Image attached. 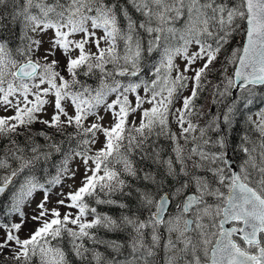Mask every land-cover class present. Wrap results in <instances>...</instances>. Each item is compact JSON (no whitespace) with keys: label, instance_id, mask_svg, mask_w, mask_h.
<instances>
[{"label":"snow or ice","instance_id":"obj_1","mask_svg":"<svg viewBox=\"0 0 264 264\" xmlns=\"http://www.w3.org/2000/svg\"><path fill=\"white\" fill-rule=\"evenodd\" d=\"M0 6L7 7L6 0H0ZM11 16L22 23L25 42L14 55L9 42L0 40V108L14 110V115L0 117V136L24 135L31 141L30 126L44 124L54 135L66 138L56 143L44 131L35 134L51 141L48 147L63 154L57 174L47 184L55 187L65 179H74L76 172L69 163L76 157L83 163L84 179L75 191L59 194L63 198L56 201L58 205L77 210L75 216L68 212L61 217L58 209L46 207L51 187L34 177L27 178L13 194L10 209L11 213H19L20 222H0V228L5 230L0 253L9 248L20 264H32L33 258H38L39 264H70L69 254L80 264H264V151L260 152L258 165L251 154L256 148L243 149L249 154L246 163L251 164L255 176L243 166L239 173L232 171L225 137L211 141L205 138L206 129L201 128L199 138L192 137L193 142L199 139L200 143H194L191 149L186 151L176 144L177 169L171 158L161 161L160 150L152 139L168 135L176 142L175 134L168 131V117L172 114L176 115L185 142H189L186 134L196 130V125L186 119L191 115L193 101L205 83H211L208 75L240 33L245 41L242 47L232 49L221 64L223 78L213 85V103L232 97L234 90L239 96L208 128L219 131L221 120L231 125L240 113L239 105L247 108L253 103L257 86H264V0H13ZM49 30V47L41 59H34L43 41L28 33L38 35ZM77 35L79 39H75ZM102 42L105 47H101ZM89 45L96 50L86 47ZM190 48L195 50L190 52ZM58 50L65 58L64 70L70 79L58 70L59 59L49 60ZM154 53H159L160 58L147 69L146 61ZM177 57L185 61L182 72L174 63ZM197 61H203L202 66L193 68ZM174 69L177 75L172 79ZM146 70L155 79L145 80ZM189 71L194 73L192 77L184 75ZM81 75L98 76V86L93 88L80 80ZM127 78H137L139 82L129 79L124 83ZM189 79L193 81L191 95L183 99L182 108L172 113L169 105L187 87ZM141 86L151 95L144 99L137 93L136 108H132L128 93H136ZM111 95L115 99L109 103ZM145 102L152 107L143 110L139 127L134 122L129 126L130 112ZM47 104L53 111L49 119H43ZM101 107L112 117L109 127L100 123L104 120L99 113ZM89 117L96 119L86 126ZM68 128L74 131L69 133ZM258 129L264 136V122ZM97 133L103 135L104 141L94 155H89V146L98 143ZM10 142L15 148L9 149L8 155L23 162L0 178V193H5L24 169L35 168L41 159L47 161L51 156V152L40 151V145L33 141V156L24 159L17 155L24 149L15 139ZM64 143L69 144L67 149ZM209 144L216 150H209ZM260 148L264 149V141ZM133 155L142 162L163 163L166 173L144 171L134 165ZM8 166L6 159H0V168ZM125 174L147 182L144 191L136 189L140 215L113 218L98 213L86 198L95 199L96 204L128 207L110 198L116 193L131 194L125 192L130 188L122 178ZM169 177L178 186L164 191V181ZM37 189L44 191L37 204L38 212L32 216L39 226L28 238L20 239L16 233L27 222L21 205ZM174 198L179 203L172 212L169 209ZM89 215L93 217L90 221L86 219ZM94 228L127 232V240L101 239L91 231ZM65 237L70 246L67 252L61 245ZM12 242L17 247L13 248ZM101 245L108 255L98 250Z\"/></svg>","mask_w":264,"mask_h":264},{"label":"rangeland","instance_id":"obj_2","mask_svg":"<svg viewBox=\"0 0 264 264\" xmlns=\"http://www.w3.org/2000/svg\"><path fill=\"white\" fill-rule=\"evenodd\" d=\"M16 2L22 3L23 0H16ZM31 34H32L33 39H40L43 41L41 49L34 56V59H41L43 54H44V49L49 47V40L52 36V30L47 31L46 33H40L38 35L33 34V33H31ZM97 35H102V32H98ZM79 38H80L79 35H77L75 37V39H79ZM239 38H243V33L236 34L234 36V38L231 41L230 46L228 48H226L224 50L223 54L221 55L220 60L216 64L214 71L207 77L208 81H210L211 83H205V85H204L208 89V92L206 94V99L204 101L203 106L201 108L194 106L195 102L193 101V107L191 109V115H188L186 119L190 120L194 125H196V130L194 132H190V133L186 134L189 138V142H185L183 136L181 135V128L177 124L176 115H172V114H170L168 117V131L170 133L175 134V136L177 138L176 142H174L172 139H170L168 135L160 136L158 138L160 140V142H157V143H156L157 139L155 140V136L152 137V139L155 141V146L160 150L161 161H166L169 158H171L174 162L175 167L178 169L179 165L175 163L176 153L174 151L176 144L178 143L186 151L188 149H191L194 146V143H200L199 139H197L195 142H193L192 137L199 138L201 128L206 129V137L205 138H209L211 141H216L219 137L223 136L222 133H224V132H226L227 136L229 135V133H231L230 128H231L232 124L231 125H225L222 122V120L220 122V130L219 131L209 129L208 124L215 117H217V116L222 117V114L226 111V106L231 102V100L233 98L239 96V92L237 91L236 94L233 93L232 97L225 98L222 103H219V102L213 103L214 91H215L213 88V85L218 84L220 82V80L223 78L221 76V64L225 63L226 58L230 54L232 49L242 47V43L240 41L238 43H236L237 40H240ZM86 47H92V46L89 45ZM101 47H105V44L103 42L101 43ZM95 50H96L95 47H92V51L94 52ZM194 50H195L194 48L189 49L190 52L194 51ZM157 54H158V57L156 58L154 63H156L160 58L159 53H157ZM52 59H59L61 61L58 70L61 72L62 75L65 76L66 79H70L71 77H69L68 74L66 73V71L64 70L65 69V63H66L65 58L61 56V53L59 50L57 51V53L54 57L53 56L49 57V60H52ZM174 63L178 66L179 70L182 72L184 69V66H185V61L183 60V58L177 57L175 59ZM202 64H203V61H197L196 64H194L192 67L193 68H199L202 66ZM228 67H229V71H232V66L229 65ZM151 68H152V66L147 65V69H151ZM148 73L149 72L146 70V73L143 77L144 79L147 78ZM176 75H177V70L174 69L171 73V78L174 79L176 77ZM184 75H186L188 77H192L194 75V73L189 71L187 73H184ZM129 79H131L133 82H139L137 80V78H127V79H124V83H127ZM152 79H155V77L152 76ZM152 79H150L149 81H151ZM192 88H193V81L191 79H189L187 82V87L181 89L178 93L177 98H175L174 102L171 105H169V108L171 109L172 113H175L176 109L182 108L183 99L185 97H188L191 95ZM137 93L140 95V97H142L144 99H147V97L151 95V93H148V94L145 93L143 86H141L139 89H137L136 93H128V98L131 101L132 108H136V94ZM164 95H167V93L165 92ZM199 97H200V95H198V98ZM46 99L51 100L52 97H46ZM113 99H115V95L109 96L108 102L110 103ZM44 107H45V110L47 112V115H43L42 118L43 119H49L51 116V113L53 111L52 105L47 104ZM151 107H152L151 104L145 102L136 111L130 112V115L128 117V125L131 126L132 123L134 122L135 125L137 127H139L143 110L144 109H150ZM259 107H263V109H261V110L257 109ZM239 108H240V113H238L236 115V117L240 118V120H238V124L240 125L238 132L231 133L232 137H227V136L225 137L224 136L226 139V144H227V152L230 153L231 159L233 160L234 164L237 166L238 172H240L241 166H243V167L247 168L248 171L253 174V176H255V171L252 169L251 164L246 163V161H249V154L244 152L243 149L245 147H247L251 150L253 147H255L256 151L252 152L251 154L255 158V162L258 165L260 164V162H261L260 152L264 151V149L260 148V144L262 141H264V136L261 135V133L258 129V125H260L262 122H264V115H262V113H264V86H257L256 96L253 98V103L251 105H249L247 108H244L243 105L240 104ZM254 109H256V110H254ZM68 111H69L70 115L73 114V110L70 106L68 107ZM99 113H100V115L104 116V120L100 121V123H102L105 127H109L113 123L111 115L106 114L104 112L103 107H101L99 109ZM247 113H248V115H247ZM242 114H244V117ZM12 115H14V110L4 111L3 108H0V117L12 116ZM235 118H234V120H235ZM95 119H96L95 117H89V119L87 121H85L86 126H88L92 122H94ZM234 120H233V122H234ZM246 120H249L253 124L254 127H250L248 121H246ZM185 127H187V123H185ZM46 129H47V127L44 124L36 122V123H34V126L31 127V132L32 133L33 132L38 133L40 131H45ZM67 130L72 131L73 128H68ZM245 137H247V140H245ZM33 140L35 143H43L44 148L41 149L40 151H42V152H53V150L48 147V143L45 141L43 136L35 135ZM97 140H98V143H96L94 146H89L91 148V151H89V153H88L89 155H94L95 152L102 146V143L104 141V137L101 133H97ZM28 145H30V143H28ZM207 148L209 150H212V151L216 150V148L212 144H209L207 146ZM7 158L11 162L14 161V159H16L14 156H9ZM1 159H3V157H1ZM131 159H132V157H131ZM42 161H44V160L41 159L39 162H42ZM144 162H147L148 164H150L149 165L150 167L147 166L146 168H144V171L149 169V168H153L154 166H157L155 174L157 172L166 173V170H167L166 165H164L163 163L156 164V163H153L151 160L144 161ZM9 164L10 163L8 162V165ZM60 166L61 165H59V167ZM69 167L73 171L76 172L74 179H65L62 182V184L56 185L55 187H51L49 185V187H51V191L49 193V203L46 205V207L48 209H52V208L58 209L59 212L61 213V217H63V215L65 213H68V212H71L73 214V216H75L77 210L73 209V208H67V207L58 205L56 203V201L58 199L63 198L59 194L60 193L67 194L68 192L75 191L76 189H78L79 187L82 186V181L84 179V166H83V163L79 157L74 158L69 163ZM3 169H5V168H0V171L2 172ZM8 170H10V169H7V171ZM25 174H29V172H25ZM56 174H57V171H55V173L53 174V177ZM90 174L91 173H89V175ZM126 176L127 175L125 174L122 178L125 179ZM169 179H170L169 183L170 182H172V183L168 184L167 181H164V185L167 186L164 188L170 189L174 185L178 186V185H176V182L173 178L169 177ZM0 183H2V180L0 181ZM22 183H24V181ZM22 183L13 185L10 188V190L8 191V193L6 194L5 199L3 200V202L0 205V222L2 219L6 220L5 222H3L4 224H9V225L13 224V223H19L20 222L19 213H11L10 209H11V205H12L13 194L16 193L17 191H19L20 185ZM43 196H44V191L37 189L32 194V196L28 197L25 200L24 204L21 205V211L25 214L27 222L24 224V226L21 228V230L18 233H16L20 239L28 238L30 236V234L39 226L36 221L32 220V216L37 214V212H38L37 204L40 203V201L43 199ZM176 203H179V199L174 198V201H173L172 206H171L169 211H172V212L175 211V204ZM92 218L93 217L91 215L86 217V219L89 221ZM68 227L74 228L75 226L69 224ZM93 232L96 233V235L101 239L118 240V241H122V242L127 240V232H107L102 228L96 229ZM4 239H5V230L3 228H0V241H3ZM53 243H55V241ZM86 243L88 244L89 247L93 246V245H91L90 242H86ZM61 245H62V247L65 248V250L67 252L68 248L70 246L67 244V238L66 237L61 242ZM12 247L13 248L17 247V246H15L14 242H12ZM98 250L101 251L102 253H104L105 255L109 254V252L106 251L105 247L102 245L98 246ZM161 255H163L162 252H161ZM0 258L2 260V262H0V264L4 263L5 261L11 262V263L16 262V260L13 259V253L9 248H5L2 250V253H0ZM68 259L70 261V264L80 263L79 260L77 258H75L74 256H72L71 254H69ZM34 264H39L38 258H36V263H34Z\"/></svg>","mask_w":264,"mask_h":264},{"label":"trees","instance_id":"obj_3","mask_svg":"<svg viewBox=\"0 0 264 264\" xmlns=\"http://www.w3.org/2000/svg\"><path fill=\"white\" fill-rule=\"evenodd\" d=\"M121 2L123 3V0H121ZM7 3V8L4 6H0V40H6L9 42V47H11L13 49V54L15 55V49L18 47L22 46V43H24L25 41H22V36H23V25L22 23H18L17 21H14L12 19L11 13L13 12V0H6ZM18 3V2H17ZM131 11V9H129ZM133 18H136L135 13H133ZM122 19V18H121ZM29 36H32V34L29 32L28 33ZM240 40H237L236 43H238L239 41L243 44L244 41V35L243 38H239ZM158 57L157 53L153 54V57L146 61L148 66H152L156 60V58ZM211 74V73H210ZM209 74V75H210ZM208 75V76H209ZM152 73L149 72L147 74V78H145V80H150L152 79ZM80 80L88 83L89 85H91L93 88L98 86V82H99V77L98 76H91V77H85V76H80L79 77ZM208 92V89L206 88V86H204V90L200 91L198 95H200V97L194 100L195 104L194 106L197 107H202L204 104V101L206 99V94ZM237 93V92H236ZM235 93V94H236ZM259 110L263 109V107H259L257 108ZM256 110V109H254ZM252 111V110H251ZM250 111V112H251ZM249 112V113H250ZM244 117V114H242ZM248 115V113H247ZM238 120H240L239 117H236L234 122L231 125V133L233 132H238L240 125L238 124ZM249 123L250 127H254L253 124L249 121L246 120ZM33 125H31V127H33ZM21 131H23V129H21ZM68 131V130H67ZM74 129L72 131H68L69 133L73 132ZM44 132H46L48 135L52 136V139L56 142V143H61L62 141H64L66 138L64 136H61L59 134L54 135L53 131L49 128H47ZM37 132H30V135H32V140H28L26 138V136L21 135L19 137H16L15 135L8 137V136H0V159L1 157H3V159H6L7 162H9V166L5 169H3V171H0V178H3L4 176H7L11 173V171H13L14 169H18L21 164H22V160L20 159H14V161H9L7 157H9L10 155H8V150L9 149H14L15 145H13L10 141L12 139H15L17 141V143L20 145L21 148L24 149V152L22 154L18 153L17 155H22L24 159H30L31 156L33 155V153L31 152L30 148H31V144L34 141L33 138L35 136ZM231 133H229V135H226V132L222 133L223 136H227V137H232ZM157 139V140H156ZM156 143L160 142V140L155 137ZM48 144L51 143V141H46ZM28 143H30V145H28ZM38 145H40V150L44 148L43 143H36ZM71 146H75V142L72 143ZM69 147L68 143H64L63 144V148L67 149ZM132 160L134 162L135 166H138L139 168L143 169L146 168L147 166H149L150 164H148L147 162H142L140 160V158L136 155L132 156ZM63 161V154L62 153H57L53 150V152H51V156L47 161H42V162H38L36 163L35 168H31V169H24L23 172L19 173V175L15 178H13V183L10 185L8 191L10 190V188L15 185V184H20L23 181L25 182V180L27 178H31L34 177L39 183L44 184L45 187H49V185L47 184V181L50 180L53 177V174L55 173V171H57L59 165L62 164ZM120 167V166H117ZM150 167V166H149ZM156 167L154 166L153 168H149L145 171H150L153 174H155L156 172ZM7 169H10L7 171ZM25 172H29V174H25ZM141 175H143V172H141ZM128 181V184L130 185V188H126L125 192H131L130 195H122L120 193H116L113 194L110 198L113 200H116L118 203H124L126 204L128 207L127 208H119L117 205H110V204H96L95 203V199L93 198H86L88 203L92 206V207H96L97 212L100 214H105V215H109L112 216L113 218H119L121 215L123 214H128L131 215L133 213L140 215L139 212H137V209L140 207L139 202L137 200V193H136V189H140L141 191H144V184H146V181H142V180H134L131 177L126 176L125 178ZM2 179H0L1 181ZM170 179L167 180V183L170 184L172 182H170ZM164 187H167L166 185H164ZM42 190V189H40ZM164 191L169 190V188H164ZM8 191L6 192V194L8 193ZM6 194L0 199V205L3 202V200L5 199ZM102 198H108V197H103ZM146 215V214H145ZM143 218V216L141 217ZM5 219H2L1 222H5ZM97 228L92 229L91 231H95ZM0 262H2L1 258H0ZM36 263V258H33L32 264ZM2 264H20L19 261L16 262H7L5 261ZM80 264V263H78Z\"/></svg>","mask_w":264,"mask_h":264},{"label":"water","instance_id":"obj_4","mask_svg":"<svg viewBox=\"0 0 264 264\" xmlns=\"http://www.w3.org/2000/svg\"><path fill=\"white\" fill-rule=\"evenodd\" d=\"M244 41H245V37H244ZM234 93L235 92H237L236 90H234L233 91ZM228 153V158H229V160H230V168H231V170L232 171H236V172H238L237 171V169H236V167H235V165H234V163H233V160L231 159V156H230V153L229 152H227ZM239 173V172H238ZM9 187H10V185H9ZM9 187H8V189H9ZM8 189H6V191H5V193H0V199L6 194V192L8 191ZM171 207V206H170ZM229 225H225V227H228Z\"/></svg>","mask_w":264,"mask_h":264},{"label":"bare ground","instance_id":"obj_5","mask_svg":"<svg viewBox=\"0 0 264 264\" xmlns=\"http://www.w3.org/2000/svg\"><path fill=\"white\" fill-rule=\"evenodd\" d=\"M243 43H244V41H243ZM243 45V44H242ZM234 93V92H233ZM236 93V92H235ZM234 163V162H233ZM235 165V164H234ZM235 167H236V169H237V166L235 165ZM238 171V170H237Z\"/></svg>","mask_w":264,"mask_h":264},{"label":"flooded vegetation","instance_id":"obj_6","mask_svg":"<svg viewBox=\"0 0 264 264\" xmlns=\"http://www.w3.org/2000/svg\"><path fill=\"white\" fill-rule=\"evenodd\" d=\"M171 206H172V204H171ZM171 208V207H170Z\"/></svg>","mask_w":264,"mask_h":264}]
</instances>
